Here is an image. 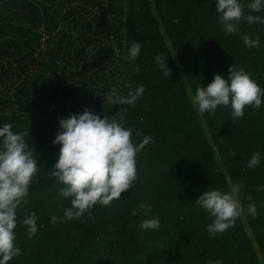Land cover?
Wrapping results in <instances>:
<instances>
[{
    "label": "trees",
    "instance_id": "16d2710c",
    "mask_svg": "<svg viewBox=\"0 0 264 264\" xmlns=\"http://www.w3.org/2000/svg\"><path fill=\"white\" fill-rule=\"evenodd\" d=\"M216 9L217 0H0V127L28 131L39 168L28 203L17 210L21 253L7 264H264V190L257 191L264 188V103L236 120L230 105L212 116L192 103L197 85L206 87L217 73L227 78L231 64L264 89V24L241 21L239 33H226ZM241 34L259 35L260 46H245ZM135 41L138 57L125 60ZM141 84L134 105L111 103ZM86 108L101 118L126 108L123 126L133 143L145 136L153 142L137 154V179L120 199L94 206L92 219L85 213L53 225L51 217H62L72 199L47 178L59 157L53 140L60 119ZM254 152L260 163L249 168ZM236 183L244 214L213 236L206 227L213 217L195 200ZM142 202L151 211L132 216ZM33 212L37 231L29 239L21 221ZM152 217L160 228L142 229Z\"/></svg>",
    "mask_w": 264,
    "mask_h": 264
},
{
    "label": "clouds",
    "instance_id": "9594fccd",
    "mask_svg": "<svg viewBox=\"0 0 264 264\" xmlns=\"http://www.w3.org/2000/svg\"><path fill=\"white\" fill-rule=\"evenodd\" d=\"M245 7L248 12H245ZM218 23L223 25L226 33H239L241 21L249 25L264 24V17L252 13L264 11V0H252L246 6L240 0H217ZM242 35L245 46L258 48L259 35L255 39ZM139 41L133 42L125 60L135 61L141 50ZM156 63L164 75L169 77L170 69L163 55L155 57ZM137 71L139 69L137 68ZM126 97L114 96L111 103L116 105H134L145 91L143 84L131 90ZM264 89L251 77L244 68L229 65L228 75L215 74L207 86L197 85L192 103L201 114L208 112L215 115L218 106H231L232 119L244 116V109L251 106L259 109L264 103ZM126 108L120 109V115H105L103 118L85 109L83 113L71 114L59 121V131L53 144H59V157L54 169L47 173V178H54L63 187L59 194L71 197V207L64 209L63 216L53 215L51 222L79 219L87 213L92 219L91 209L96 205H109L114 199H120L122 193L131 189L137 179V154L146 145L153 142L151 136H145L139 144L133 143L131 128H125ZM28 131L15 133L10 123L0 127V264L18 257L21 249L17 246L16 227L17 210L28 203L29 188L33 178L39 172L37 159L34 158L25 138ZM260 163V153L254 152L247 167L252 168ZM242 184L236 183L229 191L219 189L204 191L195 203L206 210L213 220L207 231L215 236L233 227L238 217L244 214L240 190ZM264 188H257V191ZM251 200V196L247 197ZM264 207V204L261 205ZM138 211L150 212L151 206L140 203L132 216ZM247 212L256 218L258 215L255 203L247 206ZM37 216L33 212L21 223L26 226L28 238L37 231ZM144 230H158L160 221L157 217L141 222ZM208 264H222L221 261H209Z\"/></svg>",
    "mask_w": 264,
    "mask_h": 264
}]
</instances>
